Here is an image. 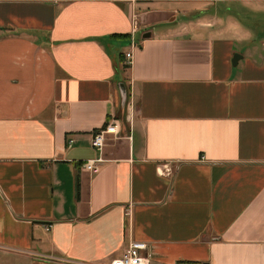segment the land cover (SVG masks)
I'll list each match as a JSON object with an SVG mask.
<instances>
[{
	"label": "crops",
	"instance_id": "obj_1",
	"mask_svg": "<svg viewBox=\"0 0 264 264\" xmlns=\"http://www.w3.org/2000/svg\"><path fill=\"white\" fill-rule=\"evenodd\" d=\"M134 241L264 264V0H0V264Z\"/></svg>",
	"mask_w": 264,
	"mask_h": 264
},
{
	"label": "built area",
	"instance_id": "obj_2",
	"mask_svg": "<svg viewBox=\"0 0 264 264\" xmlns=\"http://www.w3.org/2000/svg\"><path fill=\"white\" fill-rule=\"evenodd\" d=\"M126 61L128 66L133 62V54L127 53ZM119 132V123L114 121L104 130L97 132L93 138L92 145L97 150L102 151L106 144V137L108 134H117ZM84 168L90 172L97 173L99 167L96 162H87ZM149 246L145 242L134 241L130 244L127 251L120 257L113 258L109 264H150ZM176 264H209L201 261H178Z\"/></svg>",
	"mask_w": 264,
	"mask_h": 264
},
{
	"label": "water",
	"instance_id": "obj_3",
	"mask_svg": "<svg viewBox=\"0 0 264 264\" xmlns=\"http://www.w3.org/2000/svg\"><path fill=\"white\" fill-rule=\"evenodd\" d=\"M239 59H240V56L236 55L235 58H234V64H236L237 63V60H239ZM123 101L125 103V101H126V94H124V96H123Z\"/></svg>",
	"mask_w": 264,
	"mask_h": 264
},
{
	"label": "rangeland",
	"instance_id": "obj_4",
	"mask_svg": "<svg viewBox=\"0 0 264 264\" xmlns=\"http://www.w3.org/2000/svg\"><path fill=\"white\" fill-rule=\"evenodd\" d=\"M124 51H126V50H124ZM109 136L111 135V134H108Z\"/></svg>",
	"mask_w": 264,
	"mask_h": 264
}]
</instances>
